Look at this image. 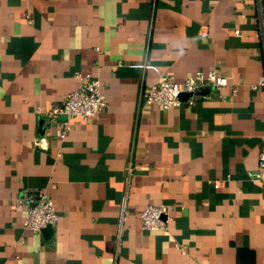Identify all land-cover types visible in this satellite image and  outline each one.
<instances>
[{"label": "crops", "instance_id": "1", "mask_svg": "<svg viewBox=\"0 0 264 264\" xmlns=\"http://www.w3.org/2000/svg\"><path fill=\"white\" fill-rule=\"evenodd\" d=\"M262 22L264 0H0V264H264V173L251 175L264 86L250 87ZM144 61L179 82L215 69L228 85L151 106L140 97L158 74L129 66ZM75 71L100 80L107 106L61 138L65 116L43 112ZM36 191L59 216L41 233L17 200ZM159 203L168 229L143 230L139 212Z\"/></svg>", "mask_w": 264, "mask_h": 264}, {"label": "built area", "instance_id": "2", "mask_svg": "<svg viewBox=\"0 0 264 264\" xmlns=\"http://www.w3.org/2000/svg\"><path fill=\"white\" fill-rule=\"evenodd\" d=\"M264 24V22H262ZM118 66L122 62H118ZM131 67L142 69H152L158 76L150 85L149 91L141 96V101L151 106H157L163 109L177 107L182 104L193 106L195 98L202 89L211 88L220 92L228 85V80L225 76L217 73L215 69L196 72L184 77L182 81H175L168 78L162 73L158 66L144 61L136 64H129ZM76 79L75 87L66 95L60 104L53 105L43 112L46 118H57L59 115H64L65 119L60 123V137L64 138L71 128V118L80 117L90 119L100 112L106 106L104 95L100 91V80L92 76L90 73H81L75 71L73 74ZM259 86H264V74L261 75L258 81L251 84V89H256ZM187 94L182 97V94ZM40 112V110H38ZM39 145H42L40 143ZM258 171L251 175L259 179L264 173V148L258 155ZM131 172V167H127V178ZM217 186V184H215ZM18 202H26L27 216L23 221V227L34 233H41L47 226H54L58 220V213L53 201L43 191L27 192L25 195L17 199ZM141 228L143 230H159L166 231L170 222L171 204L159 203L147 205L139 212ZM125 219V200L121 201V211L118 217L119 227Z\"/></svg>", "mask_w": 264, "mask_h": 264}, {"label": "water", "instance_id": "3", "mask_svg": "<svg viewBox=\"0 0 264 264\" xmlns=\"http://www.w3.org/2000/svg\"><path fill=\"white\" fill-rule=\"evenodd\" d=\"M206 91V90H205ZM199 93H203V91L202 92H198V94ZM187 96V94H182V97L184 98V97H186ZM50 228H51V226H47L46 228H45V230H50Z\"/></svg>", "mask_w": 264, "mask_h": 264}]
</instances>
